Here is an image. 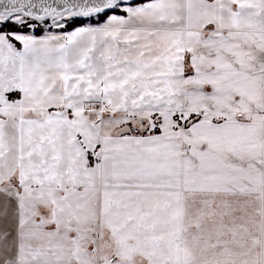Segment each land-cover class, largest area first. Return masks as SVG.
<instances>
[{
    "label": "crops",
    "instance_id": "0c3cea01",
    "mask_svg": "<svg viewBox=\"0 0 264 264\" xmlns=\"http://www.w3.org/2000/svg\"><path fill=\"white\" fill-rule=\"evenodd\" d=\"M253 2L137 1L66 32H0V264H22L26 229L44 246L31 264H264V12ZM101 100L117 122H99ZM125 146V173L159 162L158 221H112ZM129 176V194L155 178L145 166ZM106 232L134 244L110 256Z\"/></svg>",
    "mask_w": 264,
    "mask_h": 264
},
{
    "label": "rangeland",
    "instance_id": "374dc122",
    "mask_svg": "<svg viewBox=\"0 0 264 264\" xmlns=\"http://www.w3.org/2000/svg\"><path fill=\"white\" fill-rule=\"evenodd\" d=\"M250 1V0H247ZM124 5H128V4H117L114 9L118 10L119 8L123 7ZM253 5L254 8L257 12H264V0H254L253 3L250 4V7L248 9H253ZM241 9L240 11L244 10V6H240ZM246 6H245V10H246ZM110 11V12H111ZM109 12H107L108 14ZM70 19H77V18H72L69 16V14H63L61 16H58L56 18H51V19H46L48 20L47 24H44L43 21H35L32 20V22H34V24H32V22H28L27 25V32L33 33L35 31V29L39 28V27H43L44 29H48V28H55V27H62L64 25H66L67 21H69ZM88 19L87 23L92 24L93 22L96 21L97 15L92 16V17H88L86 18ZM6 20H10V21H14L18 24H25L26 22L30 19L20 15V14H14V15H10L8 17H0V23H4ZM93 20V21H90ZM83 24H86L83 23ZM53 33H55L54 31H51ZM51 32H46V33H51ZM45 33V34H46ZM109 63L111 61H108ZM123 68L117 66V65H112L109 66V68H107V70L109 71V75L110 77L116 79V81L118 80V78H116V76L118 77L119 73L121 72ZM111 87H109V85L107 84V82H104L103 84V92L108 89H118L116 85H111L112 83H109ZM116 84V83H114ZM105 95V94H104ZM109 106H111L113 108V112L109 115H106V109L109 108ZM99 110H97L95 112L96 116H98L99 118V122H102L104 124L107 123H111L113 124L115 121V117L118 113L119 108L117 107L116 103L114 101H110L108 100L107 103L105 105H101V107H98ZM166 124L165 127L163 128V130L166 128ZM171 134H166V135H162V141L165 140V137L168 138ZM169 139H167L168 141ZM122 148V147H121ZM125 152H120L117 153V157L119 158L117 160V162L113 165V169L115 171H119V169H121V171L116 175L115 177V182L112 183V188L113 189V193L111 194V197L114 199L115 205L114 208L117 211V215H116V220H112V221H129V213L132 212H136L141 214L142 221H158V207L157 204H161L162 200H163V195L160 192H157L158 190V177H156L157 171H158V167H159V162H155V163H151L149 165H144L146 170H152L153 174L155 175V178H152L154 180V183L151 184L150 186L148 185H144V184H136L131 185L133 186L132 188V192L129 194V174H134L136 175V173H142V169L144 166H142L144 160H142V163L140 165L139 168H134L132 171L130 172H126V169H129V162L128 163H122L121 162V157L122 155H128L129 157V147L125 146L124 147ZM154 190V191H153ZM140 197L141 200L139 201L138 199L134 198V197ZM263 198L260 197L256 202H257V206L260 205L262 203ZM120 201H125L127 204H123V206H120L118 203ZM129 201L132 203V205L134 206L135 209L131 210L129 209ZM122 210V211H120ZM258 221H264V208L259 211V216H258ZM174 218L173 217H169L166 214L165 217V221H173ZM39 230V229H37ZM120 232V230H119ZM34 236L37 237L39 236V233L34 230ZM33 239H31L28 236L27 233V229H26V234L23 232V241H22V251H23V257L21 258V263L22 264H31L30 261H32V259L34 260L35 258L33 257V255L35 254V249L37 248H44L43 246V242L42 241H37V244L39 245H35L34 242L32 241ZM119 241V240H118ZM63 248L66 249H72L75 248L76 245H73V242H67V241H63L62 243ZM134 243H129V241H124V242H117V239L110 238L109 234L106 232V235H103L102 238V251L107 253L108 255H117L118 251L121 250H129V245L133 246ZM139 243H135V245H138ZM153 245L157 246V243H153ZM145 250H150V249H145ZM109 259V258H106ZM114 259V258H113ZM104 260V259H103ZM136 260V259H135Z\"/></svg>",
    "mask_w": 264,
    "mask_h": 264
},
{
    "label": "water",
    "instance_id": "95a60500",
    "mask_svg": "<svg viewBox=\"0 0 264 264\" xmlns=\"http://www.w3.org/2000/svg\"><path fill=\"white\" fill-rule=\"evenodd\" d=\"M136 1L138 0H0V14L14 15L20 12L22 16L35 21L56 18L63 14L86 19L110 12L117 4Z\"/></svg>",
    "mask_w": 264,
    "mask_h": 264
},
{
    "label": "trees",
    "instance_id": "16d2710c",
    "mask_svg": "<svg viewBox=\"0 0 264 264\" xmlns=\"http://www.w3.org/2000/svg\"><path fill=\"white\" fill-rule=\"evenodd\" d=\"M138 1H150V0H138ZM137 2V1H136ZM107 14L103 13V14H99L97 15V18L95 22H93L92 24L95 23H99L102 18ZM88 19H70L69 21H67L66 25L62 26V27H55V28H48V29H44L43 27H39L37 29H35V31L33 32V34L35 35H43L46 32H51L54 31L55 33L57 32H66V31H70L73 30L74 28L84 25L83 23H87ZM93 21V20H90ZM28 22H32V20H28L26 22V25L24 24H18L14 21H10V20H6L4 23H0V32H4V33H12V32H25L28 31L27 29V25ZM44 24L48 23V20H44L43 21ZM32 24H34V22H32Z\"/></svg>",
    "mask_w": 264,
    "mask_h": 264
},
{
    "label": "built area",
    "instance_id": "2783aa9c",
    "mask_svg": "<svg viewBox=\"0 0 264 264\" xmlns=\"http://www.w3.org/2000/svg\"><path fill=\"white\" fill-rule=\"evenodd\" d=\"M105 104H106V101L105 100H101L99 102V107H101V105H105ZM106 110H107L106 111V115H109V114H111L113 112V108L111 106H109V108L106 109Z\"/></svg>",
    "mask_w": 264,
    "mask_h": 264
},
{
    "label": "bare ground",
    "instance_id": "6f19581e",
    "mask_svg": "<svg viewBox=\"0 0 264 264\" xmlns=\"http://www.w3.org/2000/svg\"><path fill=\"white\" fill-rule=\"evenodd\" d=\"M18 14L20 13V12H17ZM16 14V13H15ZM9 15H11V14H0V17H7V16H9ZM20 15H22V14H20Z\"/></svg>",
    "mask_w": 264,
    "mask_h": 264
}]
</instances>
